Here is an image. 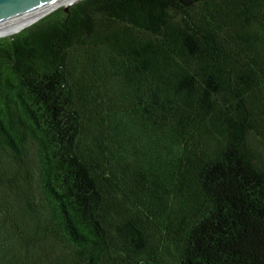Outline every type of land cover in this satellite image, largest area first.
Masks as SVG:
<instances>
[{
    "label": "trees",
    "instance_id": "obj_1",
    "mask_svg": "<svg viewBox=\"0 0 264 264\" xmlns=\"http://www.w3.org/2000/svg\"><path fill=\"white\" fill-rule=\"evenodd\" d=\"M57 9L0 38V264H264V0Z\"/></svg>",
    "mask_w": 264,
    "mask_h": 264
},
{
    "label": "water",
    "instance_id": "obj_2",
    "mask_svg": "<svg viewBox=\"0 0 264 264\" xmlns=\"http://www.w3.org/2000/svg\"><path fill=\"white\" fill-rule=\"evenodd\" d=\"M56 1L58 0H0V30L27 23ZM74 4L64 6L65 11ZM7 36L11 35H1L0 38Z\"/></svg>",
    "mask_w": 264,
    "mask_h": 264
},
{
    "label": "bare ground",
    "instance_id": "obj_3",
    "mask_svg": "<svg viewBox=\"0 0 264 264\" xmlns=\"http://www.w3.org/2000/svg\"><path fill=\"white\" fill-rule=\"evenodd\" d=\"M79 1H81V0H58L54 4L49 6L47 9H45L43 12L38 14L36 17H34L30 21H28L27 23L19 25V26H16V27L0 30V36L1 35H13V34H16V33L20 32L21 30L31 26L32 24H34L38 20L42 19L46 15L50 14L51 12H53L54 10L59 8L60 6H66V5L70 4V3H76V2H79Z\"/></svg>",
    "mask_w": 264,
    "mask_h": 264
},
{
    "label": "rangeland",
    "instance_id": "obj_4",
    "mask_svg": "<svg viewBox=\"0 0 264 264\" xmlns=\"http://www.w3.org/2000/svg\"><path fill=\"white\" fill-rule=\"evenodd\" d=\"M81 1H82V0H81ZM79 2H80V1H79ZM77 3H78V2H77ZM60 7L62 8V7H64V6H60ZM60 7H59V9H60ZM57 10H58V9H57ZM35 23H36V22H35ZM32 25H33V24H32ZM23 30H24V29H23ZM21 31H22V30H21Z\"/></svg>",
    "mask_w": 264,
    "mask_h": 264
}]
</instances>
